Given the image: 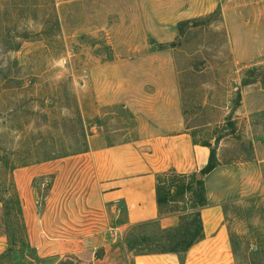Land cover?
<instances>
[{
	"label": "rangeland",
	"instance_id": "374dc122",
	"mask_svg": "<svg viewBox=\"0 0 264 264\" xmlns=\"http://www.w3.org/2000/svg\"><path fill=\"white\" fill-rule=\"evenodd\" d=\"M175 33L167 42L149 37L136 0H0V264H87L42 257L31 245L18 169L132 134L124 110L96 105L88 78L100 62L170 50L188 133L218 165L258 162L264 177V0H218ZM173 178H162V211L195 220L202 190L187 189L192 177ZM50 186V177L31 185L37 213ZM226 215L236 263L264 264V190ZM147 231L157 236V227Z\"/></svg>",
	"mask_w": 264,
	"mask_h": 264
},
{
	"label": "crops",
	"instance_id": "0c3cea01",
	"mask_svg": "<svg viewBox=\"0 0 264 264\" xmlns=\"http://www.w3.org/2000/svg\"><path fill=\"white\" fill-rule=\"evenodd\" d=\"M136 2L146 34L164 38L160 42L172 40L179 22L218 8V0ZM88 83L100 110H124L122 119L132 125V134L18 169L22 216L38 254L78 255L87 264H237L227 208L263 192L258 162L218 165L201 176L202 237L188 251L135 256L124 245L126 235L137 225L156 223L163 230L178 226L181 211L163 212L158 205V178L170 171L200 174L210 160L209 148L186 130L171 51L97 63ZM100 115L96 117L101 124L105 116ZM44 177L51 178V186L44 209L37 213L31 203V185Z\"/></svg>",
	"mask_w": 264,
	"mask_h": 264
},
{
	"label": "trees",
	"instance_id": "16d2710c",
	"mask_svg": "<svg viewBox=\"0 0 264 264\" xmlns=\"http://www.w3.org/2000/svg\"><path fill=\"white\" fill-rule=\"evenodd\" d=\"M69 156V155H67ZM53 160V159H49ZM47 160V161H49ZM45 162V161H44ZM218 166L217 161L214 158L213 153L210 156V160L207 166L200 172L201 176L210 173ZM173 176V179H185L192 177L191 182L187 184V189L191 192H195L201 189L202 193L199 196L198 201L199 210L196 213V219L187 221L191 217V214L182 215L179 218L178 226L171 229H161L156 223L140 224L131 229L124 239V245L128 253L131 255H146V254H163V253H182L188 251L201 237H202V222H201V209L205 205V192L202 180H196L194 175L186 176L183 174H177L174 171H170L166 174L161 175L158 178L157 185V202L160 207L167 203L168 194L164 188V182L162 178ZM176 182V181H173ZM172 182V183H173ZM174 192L171 190L170 194ZM18 214H22L21 203L18 198ZM187 221V222H186ZM151 226L157 227V236L152 238L148 228ZM151 245H157L156 248L152 249ZM150 247V248H149Z\"/></svg>",
	"mask_w": 264,
	"mask_h": 264
},
{
	"label": "water",
	"instance_id": "95a60500",
	"mask_svg": "<svg viewBox=\"0 0 264 264\" xmlns=\"http://www.w3.org/2000/svg\"><path fill=\"white\" fill-rule=\"evenodd\" d=\"M195 178H196V180H200V179H201V175H200V174H196ZM97 255H98L99 257H102V256H103V252H102V250H98V251H97Z\"/></svg>",
	"mask_w": 264,
	"mask_h": 264
}]
</instances>
